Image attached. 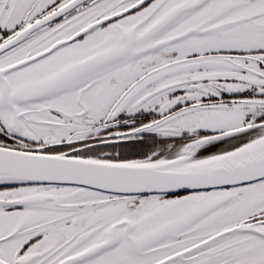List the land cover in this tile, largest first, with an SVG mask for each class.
Wrapping results in <instances>:
<instances>
[{
	"label": "snow or ice",
	"instance_id": "obj_1",
	"mask_svg": "<svg viewBox=\"0 0 264 264\" xmlns=\"http://www.w3.org/2000/svg\"><path fill=\"white\" fill-rule=\"evenodd\" d=\"M0 264H264V0H0Z\"/></svg>",
	"mask_w": 264,
	"mask_h": 264
}]
</instances>
